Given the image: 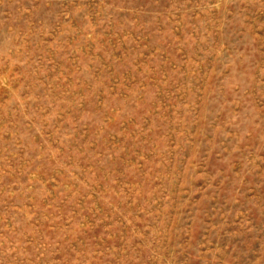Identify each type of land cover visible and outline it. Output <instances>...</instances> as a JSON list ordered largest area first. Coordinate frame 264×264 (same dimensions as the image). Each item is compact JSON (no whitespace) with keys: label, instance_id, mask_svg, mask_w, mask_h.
<instances>
[{"label":"rangeland","instance_id":"374dc122","mask_svg":"<svg viewBox=\"0 0 264 264\" xmlns=\"http://www.w3.org/2000/svg\"><path fill=\"white\" fill-rule=\"evenodd\" d=\"M0 264H264V0H0Z\"/></svg>","mask_w":264,"mask_h":264}]
</instances>
